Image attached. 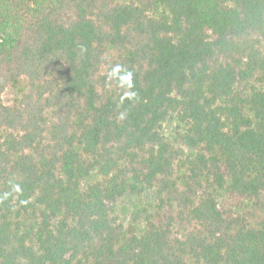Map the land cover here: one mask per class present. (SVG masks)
Instances as JSON below:
<instances>
[{"label": "trees", "instance_id": "trees-1", "mask_svg": "<svg viewBox=\"0 0 264 264\" xmlns=\"http://www.w3.org/2000/svg\"><path fill=\"white\" fill-rule=\"evenodd\" d=\"M0 264H264V0H0Z\"/></svg>", "mask_w": 264, "mask_h": 264}, {"label": "rangeland", "instance_id": "rangeland-1", "mask_svg": "<svg viewBox=\"0 0 264 264\" xmlns=\"http://www.w3.org/2000/svg\"><path fill=\"white\" fill-rule=\"evenodd\" d=\"M162 8H159L160 12ZM21 86H25V81L21 83ZM17 89H9L4 95L5 102H11L16 96ZM176 123L172 122L167 124L166 133L169 136L174 135V127ZM157 196L153 191H149L147 194L140 197H124L122 198L116 207V212L119 218L126 224L137 222L139 229L145 226V219L151 212L154 211L157 204ZM221 204L224 205L227 202L226 193H222L220 196Z\"/></svg>", "mask_w": 264, "mask_h": 264}]
</instances>
